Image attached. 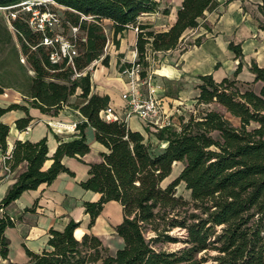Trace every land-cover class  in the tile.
Instances as JSON below:
<instances>
[{
    "label": "trees",
    "instance_id": "trees-1",
    "mask_svg": "<svg viewBox=\"0 0 264 264\" xmlns=\"http://www.w3.org/2000/svg\"><path fill=\"white\" fill-rule=\"evenodd\" d=\"M26 0H0V8L14 7ZM60 12L61 34L75 46L76 56L69 61H49V54L58 45H42L44 36L52 32L33 31L28 26L29 14L20 12L11 21L21 53L34 75L28 86V105L43 114L55 115L80 90V104L73 105L83 117L77 123V135L60 142L50 158V167L42 170L49 160L45 139L36 143L16 141L4 162L13 171L25 163L26 169L7 190L0 201V259L8 255L7 228L16 220L4 209L26 191L50 185L60 173H71L61 163L64 157L80 160L89 152L84 130L91 127L95 140L106 153L99 163L90 164L88 179L81 188L99 195L95 202L83 204L88 216L87 232L77 238L80 223L70 221L62 231L50 229L46 248L40 253L25 249L30 264H202L198 255L215 251L217 264H264V69L252 62L249 71L253 84L259 82L256 94L250 83H241L236 76L241 70V48L232 43L228 48L239 59L232 78L219 82L211 75L199 76L195 106L218 105L239 121L234 127L216 110L181 117L176 129L163 128L155 132L165 148L154 151L138 132H132L123 121L106 122L100 112L108 106L107 96L91 94L88 67L99 62L108 67L109 56L103 55L107 46L105 25L111 31L112 44L118 47L119 34L136 30L137 63L145 70V55L174 50L189 29L197 27L215 5V0H182L176 20L164 32L154 31L138 18L153 13L154 0H51ZM264 17V0L258 6ZM43 10V8H41ZM167 15L168 10H163ZM77 28L76 35H70ZM264 31V22L259 25ZM198 40L194 42L198 44ZM130 67L124 64L119 68ZM146 71L141 72V77ZM242 87H246L242 89ZM3 89L0 87V95ZM25 107L10 105L0 108V117ZM31 118L15 122L18 130L25 129ZM252 126V127H251ZM9 126L0 122V151L7 153ZM175 163L183 164L176 178L162 186ZM183 183L189 191L191 203L175 196V189ZM121 206L122 221L115 234L122 246L109 255L102 241L89 232L106 203ZM192 207L197 213H189ZM179 228L186 233V247L172 252L156 250L154 244L174 239L167 234ZM150 230L154 237L147 239Z\"/></svg>",
    "mask_w": 264,
    "mask_h": 264
},
{
    "label": "crops",
    "instance_id": "crops-1",
    "mask_svg": "<svg viewBox=\"0 0 264 264\" xmlns=\"http://www.w3.org/2000/svg\"><path fill=\"white\" fill-rule=\"evenodd\" d=\"M154 1L157 3L156 10L153 13L142 15L138 21L150 25L156 32H164L174 24L182 0ZM260 5L261 0H215L214 7L198 20L197 27L185 32L177 48L166 52L150 53L149 70L155 65L156 70L152 73L161 78L158 80L161 85L164 81L166 82L164 87L167 95L164 99L169 102L172 96L189 95L195 99L198 95L196 86L199 84V76L211 75L216 82L233 77L239 59H236L234 52L229 50L230 43L239 46L242 54L241 70L236 80L241 83H250L253 87L258 86L259 82L252 83L254 76L246 71L251 64L248 63L246 67L245 61L250 57L259 60V55H256L259 51V44L255 40L246 42L245 40L248 39L247 37H254L256 32L259 36H264V31L259 28V25L264 22V17L258 9ZM163 10H168V14L164 15ZM1 11L3 9H0V87L3 93L0 95V108L5 109L16 104L27 109V111L13 110L0 117V122L9 126L6 155H9L16 141L36 143L45 139L49 160L43 164L42 170H46L52 163L50 158L57 145L60 142L70 141L77 135V130L53 129L50 125L54 123L77 124L84 120L73 106L82 103L78 99L80 90H77L55 115L43 114L29 106L27 89L32 77L26 84L24 57L16 40L17 37L15 38L11 32V22L3 16ZM249 11L250 14L255 15V20H249ZM236 28L239 31L235 32ZM116 40L118 47L112 45L105 48L106 55L109 56L108 67L96 62L94 63L95 68L90 70L91 94L107 96L108 106L121 121L126 123L128 129L140 133L150 148L152 144H155L156 150L160 151L165 148L166 142L159 141L155 136L156 131L151 130L137 117L126 118L124 102L121 99L122 93L128 87L126 80L119 77V68L137 59L136 31L129 28L119 34ZM196 40L199 41L197 45L194 44ZM261 50L264 53V45ZM14 63L22 66L24 77H21L19 68L14 67ZM258 67L264 69V66ZM245 71L248 77L243 79L242 75ZM22 87L26 89L20 90ZM164 99L160 101L163 112L166 114L167 103H163ZM167 115L174 116L171 113ZM26 116H29L31 121L25 129L18 130L15 122ZM181 117L183 115H179L178 120ZM178 123L179 121L177 125ZM84 135L89 152L80 160L64 157L61 161L71 175L60 173L50 185H42L37 190L22 193L17 200L4 209L5 214L16 220V223L14 227L7 228L4 232L9 244L8 255L6 259H0V264H30L25 249L40 253L47 247L49 230L62 231L70 221L80 223L75 231L77 238L87 232L89 218L84 213L83 204L97 201L99 195L82 189L80 184L88 179L89 165L99 163L101 153L107 151L95 140L94 130L91 127L85 128ZM2 158L0 151V201L16 182L17 177L26 169V164L23 163L5 175L2 170ZM121 213V206L118 203L114 201L106 203L89 232L97 236L103 245H107V236L115 234L114 228L122 221ZM121 242L122 240L120 243L118 241L120 248Z\"/></svg>",
    "mask_w": 264,
    "mask_h": 264
},
{
    "label": "built area",
    "instance_id": "built-area-1",
    "mask_svg": "<svg viewBox=\"0 0 264 264\" xmlns=\"http://www.w3.org/2000/svg\"><path fill=\"white\" fill-rule=\"evenodd\" d=\"M50 6L57 5L51 0H26L14 7L0 9L8 11L9 20H15L19 11L25 12L29 14L27 23L30 29L42 33L43 35L47 31L53 33L52 37L44 36L42 39V45L44 46L51 47L54 44L58 45L57 50L49 54V61L51 63H57L64 58L71 61V58L76 56L77 51L75 46L67 38L60 32L55 31V28H60L61 16L50 8ZM12 8H20V10L14 11L11 10ZM41 8H43V10H41ZM77 32V28H71V34L73 36L76 35ZM145 60L149 65L150 53L145 55ZM142 71H144L142 65L135 60L130 64V67H124L119 72L120 76L125 77L128 87L121 95V99L124 102L125 117L135 116L146 123L153 131L173 127L172 121L169 119V116L163 112L161 101L157 97L158 93L161 92L160 87L152 82L151 75L145 73V76L141 77ZM143 86L147 89L146 96H143L140 91V88ZM99 115L106 122L121 121L109 106L102 110ZM76 125V123L69 125L54 123L50 126L53 129L75 131ZM7 158H9L8 155L2 158V170L5 175L11 172L4 162Z\"/></svg>",
    "mask_w": 264,
    "mask_h": 264
},
{
    "label": "rangeland",
    "instance_id": "rangeland-1",
    "mask_svg": "<svg viewBox=\"0 0 264 264\" xmlns=\"http://www.w3.org/2000/svg\"><path fill=\"white\" fill-rule=\"evenodd\" d=\"M50 8L55 10L59 15H60V12L62 11L57 6H50ZM249 9H252V8H249ZM1 12L3 13V16L6 17L9 20L8 11L7 10H3ZM248 16L250 17L249 18L250 21L255 20V15L254 14H250V11L248 13ZM9 21L11 22L12 20H9ZM104 25H105V33H106L107 39H108L107 46L110 47V46L113 45L112 44L111 31L109 29V25H108L107 22H105ZM55 31H58L60 33L62 32L61 28H55ZM236 31H239V29L236 28L235 32ZM11 32L14 34V36L16 38L17 36H16L15 30L12 28V26H11ZM70 35H71V32H70ZM65 38H67V37H65ZM247 38L248 39H246L245 42L247 40H255L259 44L260 54H259V51H258V53L256 55H259L260 58H259V60L256 58L258 61L256 59L251 58V57L250 58H246V61H245L246 67H247L248 63L250 65L252 62L256 63L260 67L264 66V53H263V50H261L263 48V45H264V36H262V35L259 36V33L256 32L254 37H252V38L247 37ZM16 40H17V42L19 44V47L21 49V45H20V43H19L17 38H16ZM107 46H106V48H107ZM103 55H106V50L105 49H104ZM24 62H25V69H26V84H27L29 82L28 80L30 79V77H32L34 75V73L31 70V68H30L29 64L27 63V61L25 60V58H24ZM97 63H99V62H97ZM14 67H16V68L18 67L21 77L22 76L24 77L23 71H22V66L19 65V64H15ZM91 68H92V65L89 66L88 69H87V71L89 73H90ZM93 68H95V66ZM93 68H92V70H93ZM148 68H149V65L144 71H146V74L151 75L152 82L155 85H158L160 87V91L161 92L158 93V95H157L158 99H164V97L167 95V92H165V87H164V85H166L165 84L166 82L164 81L163 84L161 85L159 83V81H158L161 78L158 77V76H155L152 73L153 70L154 71L156 70V66L155 65L150 70ZM246 71H249V69H246ZM246 71L242 75L243 79H246L245 77H248V74L246 73ZM119 77H121L124 81L126 80L125 77H123V76L119 75ZM230 78H232V77H230ZM21 83H23V82H21ZM259 87H260V84H258V86H254V87L251 86V84L249 86V88L252 89L253 92L256 93V94L259 92ZM245 88L246 87H242V89H245ZM25 89H26V87H22L20 90H25ZM140 91L143 94V96H146L147 89H146L145 86L141 87ZM183 98H184V100H183ZM163 103H167V105H166L167 109H165L166 114L171 113L172 115H174V116H169V119L172 121V123L174 125L173 127H171V129H176L177 128V126H178L177 125V121H179L178 120L179 115L180 116L183 115V117L186 118L190 114L197 115L198 113H200L202 111H205L207 109L208 110H216V111L222 113L224 115V117L231 123L232 126H234V127H238L239 126V121L237 119L232 118L231 116H229L222 107H220L218 105H214V104L213 105H209V106L197 107V106H195V101H194L193 97L192 96L190 97V95L189 96H185V97H182V96L174 97V96H172V100L171 101L168 102V101H166L164 99ZM172 118H174V120H172ZM151 149L156 152L157 151L156 150L157 149L156 145L152 144ZM182 167H183V164L175 163L173 165V167H172V171H171V174H170L168 180L166 179V181H164L162 186L163 187L166 186L167 183H169L174 178H176L178 176V174L180 173ZM175 196L176 197H181L184 201H186L188 203H191L189 191H187L185 189V186H184L183 183H180L176 187ZM187 211H188V214L189 213H197L195 210H193V208L191 206L187 209ZM167 234L169 235V237L174 239V241L173 242H168V241H165V240H161L160 242H158V243L153 245L156 250H164V251H167V252H172V251L180 250V249H182V248L187 246V244L185 243V241H186V233H185L184 230L179 229V228H175V229L171 230L170 232H168ZM145 236H146L147 239H150V238H153L155 235H154V233L152 231L148 230L147 233L145 234ZM106 240L108 242H107V245L104 244V246L107 248L108 254L112 256L120 248V244H118V241L120 243L121 239L119 237H117L116 234H110V235L107 236ZM217 255L218 254L215 251H209L207 253L202 252V253H200L198 255V258L204 260V262L202 264H217V262L214 261V257H216Z\"/></svg>",
    "mask_w": 264,
    "mask_h": 264
}]
</instances>
